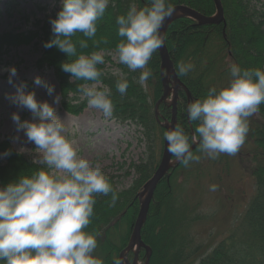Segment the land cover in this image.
I'll list each match as a JSON object with an SVG mask.
<instances>
[{
  "label": "trees",
  "instance_id": "1",
  "mask_svg": "<svg viewBox=\"0 0 264 264\" xmlns=\"http://www.w3.org/2000/svg\"><path fill=\"white\" fill-rule=\"evenodd\" d=\"M143 7L148 0H115L109 4L105 14L97 24L96 41L106 39L107 44L95 45L93 39L77 33L74 42L85 39L88 48L78 53H90L99 48L114 49L120 41L117 35L116 17L125 14L132 3ZM173 7L184 6L204 17L215 15L213 0H170ZM223 9V21L219 24L198 25L188 18H178L165 31V46L173 64L175 73L183 87L178 90L177 124L192 134L195 123H190L187 105L196 99L205 97L208 90H219L230 82V65L237 63L242 68L264 70V5L261 10L251 8L250 0H220ZM61 5L44 22L36 21V30L27 32L5 31L0 34V60L10 49L35 44L40 46L41 55L36 61L37 68L51 69L58 84L61 107L70 115L78 116L86 107V101H80L76 94L81 81L70 82V74L61 70L62 62H70L75 57L67 58L59 49L44 48L43 43L52 37L50 19L56 18ZM106 63L112 65L110 58ZM180 61H191L195 68L186 76L177 73ZM100 65L104 76L101 78L113 92L115 119L119 123L133 125L140 130L147 143L148 156L139 163L130 165L136 180L126 190L118 191L114 178L108 177L113 188L118 192L114 207L109 206L110 195H97L91 223L84 231L96 235L97 248L93 255L102 258L104 264H113L119 260L120 253L128 245L137 215L140 209L139 193L155 173L163 151L164 128L154 117V106L163 94L160 75L161 59L159 52L153 54L148 67L152 77L141 86L136 82L139 71L129 72L122 64H115V69L127 73L129 87L121 96L115 88L119 78L109 67ZM160 123L171 119V107L162 103L158 107ZM249 132L244 145L236 155L221 154L216 159L201 156L199 162H191L188 167L176 163L159 181L152 197L146 220L141 229V238L151 248L149 264H264V104L249 118ZM197 153V145L192 146ZM244 148V149H243ZM10 150L11 155L0 163V186L15 181L19 175H32L41 165L34 164L12 147L7 139L0 140V153ZM240 160L243 171L247 172L254 185V194L247 201L243 212L226 236L216 245L202 244L196 241L193 230L204 222L205 217L195 213L184 189L193 182L200 181L207 175L211 179L220 173L229 174L232 163ZM215 172V176L212 175ZM190 184V185H189ZM196 184V183H195ZM129 262L134 252L126 255ZM145 250L138 253V261L144 263ZM0 264H4L0 261Z\"/></svg>",
  "mask_w": 264,
  "mask_h": 264
},
{
  "label": "clouds",
  "instance_id": "2",
  "mask_svg": "<svg viewBox=\"0 0 264 264\" xmlns=\"http://www.w3.org/2000/svg\"><path fill=\"white\" fill-rule=\"evenodd\" d=\"M115 0H60L56 18L50 19L52 37L43 43L44 48H57L70 62H62L60 68L70 74V82L81 81L76 94L80 101L101 113L108 120L115 119L112 89L104 84L103 70L106 56H113L118 64L129 72L139 71L136 80L146 86L152 77L148 67L153 54L165 45L166 36L161 31L164 21L174 12L170 0H148L143 7L134 2L125 14L116 17L117 35L121 38L114 49L99 48L90 53H78L88 48L85 39L74 42L80 33L93 39L97 24L109 4ZM95 45L107 44L106 39ZM195 68L191 61H180L177 73L186 76ZM8 72L7 82L13 84L17 69L9 66L0 69ZM230 82L217 90L212 87L205 97L187 105L190 123L196 127L192 134L177 124L164 132L168 152L176 161L188 167L199 162L201 156L216 159L221 154L236 155L244 145L249 132V118L264 104V70L242 68L237 63L230 65ZM119 78L116 91L124 96L129 87L127 73L116 69ZM34 83L46 89L49 95L54 86L36 76ZM16 92L8 96L13 104L31 113L30 120H22L17 112L11 120L17 134L23 132L28 142L36 146L39 157L32 163L41 165L32 175L19 177L5 186H0V261L4 264H104L102 258L93 255L97 248L96 235L84 231L91 223L97 195H110L109 206L114 207L118 192L103 173L99 163L78 154L75 127L69 131L52 105L38 101L34 91L25 92L26 85H14ZM60 96L54 97L58 104ZM20 136L13 137V141ZM197 145L196 154L192 150ZM28 151L21 147L18 154ZM11 155L10 150L0 153V158ZM218 185L209 186L217 191ZM113 264H120L114 260Z\"/></svg>",
  "mask_w": 264,
  "mask_h": 264
},
{
  "label": "rangeland",
  "instance_id": "3",
  "mask_svg": "<svg viewBox=\"0 0 264 264\" xmlns=\"http://www.w3.org/2000/svg\"><path fill=\"white\" fill-rule=\"evenodd\" d=\"M250 4L251 8L259 11L263 8L264 0H250ZM59 5L60 0H0V34L9 30L34 31L36 30L34 23L44 22ZM40 55V46L33 43L10 49L0 60V69L9 66L17 69V77L13 78V84L7 82L8 72L0 71V140H9L17 152L21 147L26 148L28 151L20 154L29 161L39 157V154L34 151L36 147L34 143L28 142L23 132L17 134L11 120L13 112H17L22 120H30L31 113L27 109L18 108L6 98V95L15 94L14 85L23 82L26 85L25 92L34 91L38 101H46L54 107L57 116L64 120L69 131L75 127V134L71 138L74 139L75 146L79 150L78 154L93 163H99L103 173L107 177L114 178L118 191L128 189L137 178L130 170V165L139 163L148 156L147 143L140 130L133 125L122 124L116 120L106 121L101 113L89 108L87 104L78 116L65 112L61 107V97L58 104L53 102L55 96H60L53 71L45 67L37 68L35 65ZM108 57L113 64L106 63V67L115 73V64L118 63L113 56ZM36 76L54 86L52 95H49L44 87L34 83ZM16 135L20 136V140L14 142L13 137ZM1 162L3 158H0ZM240 164V160H235L229 174L220 173L217 176L215 172H212V175L216 176L211 181L206 175L201 182H193L189 184V188L184 189L189 203L197 204L193 208L195 213L205 217L204 222H200L193 230L196 241L205 245L210 243L216 245L235 225L247 201L254 194L253 180L247 172L243 171ZM212 184L219 186L217 191L209 190ZM138 264L142 263L138 261Z\"/></svg>",
  "mask_w": 264,
  "mask_h": 264
},
{
  "label": "water",
  "instance_id": "4",
  "mask_svg": "<svg viewBox=\"0 0 264 264\" xmlns=\"http://www.w3.org/2000/svg\"><path fill=\"white\" fill-rule=\"evenodd\" d=\"M213 2L215 4L216 13L212 17H204L198 12L184 6L174 7V12L170 17L165 19L161 31L165 35L166 28L178 18H188L194 20L200 26L221 23L223 21V9L221 6V2L220 0H213ZM158 52L161 59L160 75L162 78V84L164 89L161 98L154 106V117L156 122L160 124V126L164 128L166 132L171 129H174V127L177 125L178 90L183 87V85L175 73L166 46H162L160 49H158ZM169 96L171 98L170 102L167 101ZM162 103H167L171 107V119L169 123H160L159 121L158 107ZM167 147V141L164 139L163 151L159 165L152 178L144 185L143 190L138 195L140 199V209L133 227L129 244L119 256L120 264H138V253L141 249H144L146 252V260L144 264L149 263L151 250L142 242L141 228L143 226L144 221L146 220L150 202L152 200V197L159 181L168 173V171L173 167L175 163L174 161H172V155L168 152ZM129 252H134V258L131 263H129L128 260L125 258V255Z\"/></svg>",
  "mask_w": 264,
  "mask_h": 264
}]
</instances>
